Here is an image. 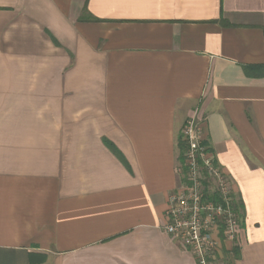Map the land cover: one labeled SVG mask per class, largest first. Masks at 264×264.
Returning <instances> with one entry per match:
<instances>
[{"label": "crops", "instance_id": "crops-1", "mask_svg": "<svg viewBox=\"0 0 264 264\" xmlns=\"http://www.w3.org/2000/svg\"><path fill=\"white\" fill-rule=\"evenodd\" d=\"M193 118L220 263L264 264V0H0V264H197L163 229Z\"/></svg>", "mask_w": 264, "mask_h": 264}, {"label": "built area", "instance_id": "built-area-1", "mask_svg": "<svg viewBox=\"0 0 264 264\" xmlns=\"http://www.w3.org/2000/svg\"><path fill=\"white\" fill-rule=\"evenodd\" d=\"M183 141L180 185L168 197L163 229L197 264H221L224 244L236 241L242 223L235 184L195 118L186 123Z\"/></svg>", "mask_w": 264, "mask_h": 264}, {"label": "trees", "instance_id": "trees-1", "mask_svg": "<svg viewBox=\"0 0 264 264\" xmlns=\"http://www.w3.org/2000/svg\"><path fill=\"white\" fill-rule=\"evenodd\" d=\"M222 24L223 25H226V22L222 21ZM245 72L248 76H259L260 74V71H262V68H257V67H245ZM178 149H179V160L180 162L182 163L183 162V155H184V152H185V149H186V144L185 142L183 141V139L179 141V144H178ZM237 208L239 210V212L241 211V204L239 202H237ZM241 213V212H240ZM234 258L235 259H238L239 258V250L238 249H235L234 250Z\"/></svg>", "mask_w": 264, "mask_h": 264}]
</instances>
